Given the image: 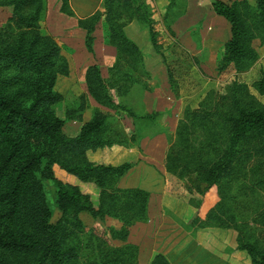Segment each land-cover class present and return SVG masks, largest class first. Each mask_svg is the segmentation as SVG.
<instances>
[{
  "label": "trees",
  "instance_id": "obj_1",
  "mask_svg": "<svg viewBox=\"0 0 264 264\" xmlns=\"http://www.w3.org/2000/svg\"><path fill=\"white\" fill-rule=\"evenodd\" d=\"M89 2L93 10L76 19L84 29L83 45L91 51L100 40L113 47L114 57L105 75L97 63L85 66L86 91L66 102L60 116L57 106L64 96L54 81L57 74L68 73L62 52L67 47L40 23L45 1L0 0L9 12L0 24V264H134L137 244L130 238L131 227L142 219L151 218L153 224L159 215L168 218L148 238L146 264H230L229 256L203 247V235L214 233L213 228H232L235 249L246 254L247 264H264V233L235 209L239 197H253V220L264 224V103L245 82L232 78L220 90L208 88L195 106L182 108L163 164L190 193L188 216L160 210L152 191L116 185L137 160L142 136L168 135L160 112L143 101L151 89L150 73L124 26L136 20L146 28L154 51L162 48L150 0ZM175 3L168 0L162 14L170 33V23L183 12L173 10ZM210 7L229 28L216 49L215 71L229 65L235 72L246 70L258 56L254 41H264V0H210ZM59 8L72 14L68 0H60ZM164 79L173 82L169 72ZM251 87L264 96L263 69ZM128 91L136 93L132 105L123 96ZM86 107L89 116L77 132H63V122L80 120ZM123 117L131 119L130 132L116 124ZM44 179L53 187L52 199ZM82 211L99 222L112 218L117 226L107 224L102 236L82 222Z\"/></svg>",
  "mask_w": 264,
  "mask_h": 264
},
{
  "label": "rangeland",
  "instance_id": "obj_2",
  "mask_svg": "<svg viewBox=\"0 0 264 264\" xmlns=\"http://www.w3.org/2000/svg\"><path fill=\"white\" fill-rule=\"evenodd\" d=\"M79 1L75 0L77 4H79ZM150 1V6L153 9L151 16L155 20L156 39L162 48L161 53L154 51L148 39L146 28L136 20H133L126 27V32L135 40L143 53L144 65L151 75L148 79L150 87L159 84L158 81H162L159 84V90L154 92H152V89L145 91L143 101L145 105L147 104L146 107L160 112L159 122L167 128L168 135L160 131L141 137L140 147L136 152L138 155L137 160L117 179L116 185L139 186L152 190L153 199L158 200L160 210H164L162 209L163 206V208L168 209L170 214L178 218H184L192 212L193 206L187 202L190 193L186 191L183 181L173 177L164 168V153L168 145L167 139H172L175 122L184 106H195L208 88L214 87L220 90L232 78L245 82L250 91L264 103V96L257 94L251 87V82L259 76L260 70H264V41L259 45H257L256 40L254 41L258 56L246 70L235 72L232 66L229 65L224 70L216 72L214 68L216 49L229 36V28L227 21L212 11L210 0H176L173 10L183 8V12L170 23L171 33L164 27L162 22V14L168 0ZM86 8H89V6ZM78 12L80 11L77 10ZM8 13L6 7L0 6V24ZM168 16L171 17V14H168ZM45 22L41 19L40 23L44 28L48 26V23ZM68 25L73 24L68 22ZM55 31L60 32L56 29ZM52 35L55 36L58 42H63L67 47L62 52L68 60V73L66 75L57 74L54 81V88L64 96L57 106V113L62 116L65 103H70L69 101L74 100L78 93L86 91L83 79L84 66L94 61L100 66L101 73L105 75L106 66L110 65L113 60L114 49L107 46L106 43L96 40L92 44V50L88 51L74 30L67 33L61 31L60 35ZM167 72L172 76L173 82L171 85L164 79ZM132 89L137 90L136 85ZM134 93L135 91H128L123 95L127 103H135L134 96L136 93ZM88 102L90 105H94L89 97ZM135 105L137 109L141 108L138 102ZM89 112L90 107H86L82 110L80 120H65L61 126L62 131L68 134L76 133L80 123L89 116ZM118 119H116V124L125 132H130L132 129L131 119L129 117ZM149 131L150 128L147 132L149 133ZM133 148L136 147L133 146ZM44 184L47 196L52 199L51 191L53 187L51 183L44 179ZM81 188L84 189L83 186ZM261 199L264 201V195ZM254 206L253 197H239L235 209L239 218L248 221L249 225L254 227L257 232L264 233V224L253 220L252 210ZM56 215L57 213L54 212L53 217ZM78 215L84 224L90 227L93 226L95 232L102 236H105L102 232H104V227L107 224H117L114 219L109 217L99 222L84 211L79 212ZM165 217L168 218V216L161 215L154 217L153 224L150 221L151 218L148 220L142 219L131 227L130 238L137 244L134 264H146L147 247L151 248V242L148 238H152L156 225ZM210 230L214 233L203 235L205 236L203 239L207 240L204 241L207 244L203 242V247L218 256H229L230 264L248 263L246 254L242 250L235 249V232L232 228H230V232H226L221 228ZM75 237L78 238L79 234L76 233ZM109 241L113 242L112 240ZM228 249L230 251H227Z\"/></svg>",
  "mask_w": 264,
  "mask_h": 264
},
{
  "label": "crops",
  "instance_id": "obj_3",
  "mask_svg": "<svg viewBox=\"0 0 264 264\" xmlns=\"http://www.w3.org/2000/svg\"><path fill=\"white\" fill-rule=\"evenodd\" d=\"M44 1H45V13H44L42 19L44 20V22L46 21L45 23H48V26H46L45 29L51 34H59V35H60L61 31H62V33L63 32L67 33L70 30H74L77 32L79 39L81 38V40L83 41L84 29L77 25L76 19H77V17L85 16V15L89 14L93 10L94 5H91L89 0H80L79 4H77L75 2V0H68L69 7L72 9V14H67V13H64L60 10V8H59L60 0H44ZM88 6H89V8H86ZM77 10H79L80 12L77 13ZM133 20L129 21L124 26V31L126 34H127L126 27L130 23H132ZM68 22L72 23L73 25H68ZM55 29L59 30L60 32L55 31ZM129 37L131 39H133L131 36H129ZM106 45L113 48L109 44H106ZM92 47H93V45H92ZM89 63H91V62H89ZM158 82H160L159 84L162 83V81H158ZM159 84H154L151 86L152 92H154L155 90L156 91L159 90ZM146 106H147V104H146ZM144 136H147V135H144ZM139 147H140V140H139ZM137 158H138V155H137ZM149 191H152V190H149ZM147 252H148V256H149L150 251H149L148 247H147ZM148 256H147V258H148Z\"/></svg>",
  "mask_w": 264,
  "mask_h": 264
}]
</instances>
